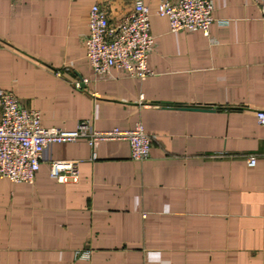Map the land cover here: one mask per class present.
Segmentation results:
<instances>
[{
    "label": "crops",
    "instance_id": "crops-1",
    "mask_svg": "<svg viewBox=\"0 0 264 264\" xmlns=\"http://www.w3.org/2000/svg\"><path fill=\"white\" fill-rule=\"evenodd\" d=\"M132 1L0 0L1 89L43 126L139 123L151 141L141 160L125 140L52 142L32 183L0 177V264H264V0H210L207 33L170 30L143 0L151 73H94L91 5L115 23ZM54 160L76 179L52 177Z\"/></svg>",
    "mask_w": 264,
    "mask_h": 264
},
{
    "label": "built area",
    "instance_id": "built-area-1",
    "mask_svg": "<svg viewBox=\"0 0 264 264\" xmlns=\"http://www.w3.org/2000/svg\"><path fill=\"white\" fill-rule=\"evenodd\" d=\"M157 13L168 18L172 31L200 29L207 33L214 21L210 0H161ZM149 16L143 0H133L131 9L115 23L110 22L104 7L98 3L91 5L84 42L94 73L105 75L113 67L129 77L142 78L151 73L147 58L154 36ZM255 114L264 128V110ZM79 137H84L92 147L107 140L128 141L131 157L137 160L147 157L151 146L149 135L139 123L126 129H96L87 120L79 121L73 129L43 126L37 109L22 106L13 92L0 88V177L32 183L48 143L74 141ZM246 163L254 165L255 156L247 155ZM50 175L61 182L76 179V162L54 160L50 163ZM75 255L87 259L90 251L78 250Z\"/></svg>",
    "mask_w": 264,
    "mask_h": 264
}]
</instances>
